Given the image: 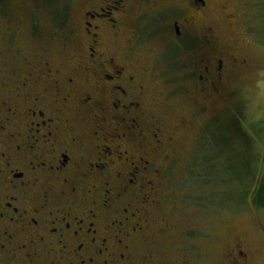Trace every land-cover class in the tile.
I'll return each instance as SVG.
<instances>
[{"label":"flooded vegetation","instance_id":"1","mask_svg":"<svg viewBox=\"0 0 264 264\" xmlns=\"http://www.w3.org/2000/svg\"><path fill=\"white\" fill-rule=\"evenodd\" d=\"M87 2L80 27L67 32L79 31L77 58H7L0 74V264H174L169 254L181 256L171 211L157 201L174 159L158 105L179 92L219 93L225 60L214 49L215 18L208 0ZM167 7L164 44L180 57L146 74L132 53L140 20ZM20 16L16 27L0 25L2 49L54 43L53 21L42 40L30 11ZM25 23L29 40L19 41ZM157 80L178 83L161 92ZM181 234L191 256L195 234ZM249 258L232 242L216 264Z\"/></svg>","mask_w":264,"mask_h":264},{"label":"rangeland","instance_id":"2","mask_svg":"<svg viewBox=\"0 0 264 264\" xmlns=\"http://www.w3.org/2000/svg\"><path fill=\"white\" fill-rule=\"evenodd\" d=\"M208 2L215 18L217 46L214 49L224 54L225 79L218 94L193 96L179 92L168 100L160 96L158 106L164 104V125L174 137L171 146L174 159L161 180L165 182L158 188L157 201L171 211L167 218L175 226L174 236L183 240L180 259L177 252L169 254L175 258L174 264H216L232 242L241 243L248 252L251 258L247 264H264V211L252 201L264 176V0ZM88 3L87 0H0V15H5L0 17V25L16 27L18 14L21 12L20 17L25 20L30 11L38 21L42 40H47L51 21L55 31L54 43L48 48L21 43L18 49L10 50L2 49L0 43V74L6 71L7 58L14 62L13 57L25 56L31 62L45 52L51 64L77 58L82 52L79 31L69 36L67 32L80 27L81 12L88 8ZM170 3L172 0H165L166 6ZM167 9L161 15L149 14L146 20H140L143 27L135 39L142 40L132 53L134 60L146 67V74L152 75L157 67L167 68L169 59L175 61L180 57L173 43L169 44L173 47L170 49L164 44L163 35L174 15ZM137 13L138 9L134 10L133 16ZM61 18L66 24L59 27L55 20ZM27 25L21 28L23 35L19 41L29 40L25 36L29 31ZM67 37L70 40L63 43ZM203 50L208 52L207 48ZM161 82L156 83L161 92L178 83ZM186 230L195 234L196 249L191 256L185 251L189 242L181 234Z\"/></svg>","mask_w":264,"mask_h":264},{"label":"trees","instance_id":"3","mask_svg":"<svg viewBox=\"0 0 264 264\" xmlns=\"http://www.w3.org/2000/svg\"><path fill=\"white\" fill-rule=\"evenodd\" d=\"M252 201L258 208L264 211V176H262L258 182L257 188L253 193Z\"/></svg>","mask_w":264,"mask_h":264}]
</instances>
